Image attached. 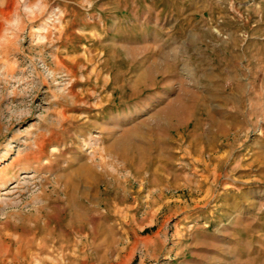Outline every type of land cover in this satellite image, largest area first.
<instances>
[{"label": "rangeland", "instance_id": "1", "mask_svg": "<svg viewBox=\"0 0 264 264\" xmlns=\"http://www.w3.org/2000/svg\"><path fill=\"white\" fill-rule=\"evenodd\" d=\"M0 264H264V0H0Z\"/></svg>", "mask_w": 264, "mask_h": 264}]
</instances>
